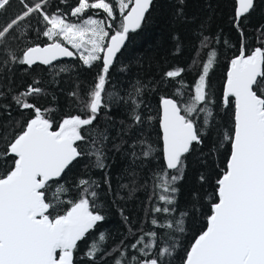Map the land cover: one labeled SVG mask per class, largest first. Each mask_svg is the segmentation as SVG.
Returning <instances> with one entry per match:
<instances>
[{"label":"snow or ice","instance_id":"obj_1","mask_svg":"<svg viewBox=\"0 0 264 264\" xmlns=\"http://www.w3.org/2000/svg\"><path fill=\"white\" fill-rule=\"evenodd\" d=\"M62 2L68 4V0ZM18 3L20 10L10 13L13 0H0V17L5 18L0 24V78L18 65L54 66L59 58L73 56L98 71L91 85L69 93L77 114L60 120L52 110L39 106L38 98L44 94L39 81L23 91H15L11 83L0 86V100L10 98L9 103L0 104V112L9 117L6 125L0 123V264H108L109 259L111 264H175L180 237L187 230L185 218L194 217L198 205L208 209L206 223L184 248L180 264H264V25L257 29L256 47L248 43L243 28L256 8L255 0H234L232 23L239 33V48L230 59L219 98L220 107L230 116L227 124L216 122L210 82V71L218 60L214 45L220 43L219 36L207 34L201 25L197 51L203 49L206 59L191 86L183 79L184 67L170 68L161 75L159 84L171 86L174 92L161 96L159 102L163 164L152 173L153 196L158 202L146 209L151 227L144 230L142 223L133 222L121 209L127 236L112 249L106 246V234L99 231L107 219L99 203L101 182L87 176L67 186L63 178L80 158L87 157L85 169L104 172L102 182L111 190L109 136L97 122L105 110L119 103L129 105L133 124L145 121L139 111L143 101L138 97L148 91L147 84L137 81L126 97L113 95L106 86L110 70L119 63L118 54L130 33L146 23L155 0H77L75 6H68L70 11H49L51 0ZM184 3L177 0V20L187 19ZM41 36L46 42H32ZM25 38L29 44L18 53ZM173 39L180 52V38ZM197 64L193 58L192 66ZM66 71L59 69V73ZM13 106L19 118L12 117ZM214 130L218 139L213 151L225 149L227 158L214 185L200 176L201 184L212 190L193 193L191 211H179L177 183L184 178L187 155ZM113 147L120 151L122 145ZM127 154L134 162L154 158L152 145L144 139L129 144ZM73 187L75 198L70 195ZM127 239L132 242L126 243ZM82 241L87 244L85 259L78 258Z\"/></svg>","mask_w":264,"mask_h":264},{"label":"trees","instance_id":"obj_2","mask_svg":"<svg viewBox=\"0 0 264 264\" xmlns=\"http://www.w3.org/2000/svg\"><path fill=\"white\" fill-rule=\"evenodd\" d=\"M255 2V10L243 25L248 43L252 47L259 46V42L256 40L257 29L264 25V0H255ZM76 4L77 0H68L67 5L62 0H51L48 10L55 11L56 8H60L64 11H70L68 6H75ZM234 5V0H185L183 8L187 19L177 20L175 18L177 0H155L146 23L137 32L130 33L129 40L125 42V46L122 48V54H118L119 63L110 70L111 79L106 87L113 95L118 93L120 97H126L136 86L137 81L147 84L149 86L148 91L142 97H138L143 101L139 111L145 117V121L143 124H133L130 118L131 109L125 103L113 104L110 110H105L99 117L97 126L101 130L106 129L109 136L106 151L108 156L107 172L111 182V190H109L108 185L102 182L104 172L94 167L85 169V165L89 164L87 157L80 158L79 162L63 178L67 186H74L79 178L87 176L101 182L99 203L103 206L107 219L100 226L99 231L104 232L108 237L106 246L109 249L116 247L120 240L127 236V225L121 215V209L130 220L137 224L142 223L144 230L147 231L151 227L146 222L148 219L146 209L152 203L158 202L153 196L155 182L152 179V173L159 170L163 164L157 122L158 102L161 96H170L174 92L171 86L164 87L159 84V81L163 72L170 68L184 67L186 72L183 74V79L191 86L197 77L200 64L206 59L203 49L197 51L201 25L205 26L207 34L221 38L220 43L214 45L218 51V60L210 71L211 92L216 100L214 106L215 112L218 113L216 122L223 126L230 120V116L220 107L219 98L227 63L232 56L238 53L239 48V33L232 23ZM19 10L18 0H13L9 12L15 13ZM102 16L103 13L101 12L100 18ZM71 19L73 22H78L77 18ZM4 20V17H0V24H3ZM174 36L180 38V52H176ZM224 41H228V44L225 45ZM32 42L43 44L46 42V38L41 36L37 40L33 37ZM28 44L29 40L23 39L19 45L18 53ZM193 58L198 61L195 68L192 66ZM53 65L37 64L31 68L24 65L15 66L4 77L0 78L3 80L0 86L7 87L11 83L15 91H23L27 85L39 81V86L44 89V94L38 98L39 106L42 109L52 110V114L57 120L68 114L75 115L77 114L75 101L70 98L69 93L77 87L87 88L91 85L98 69H88L77 56L72 59L61 58L54 61ZM61 68L69 69V71L59 73ZM122 68L125 70L122 71ZM9 102L10 98L0 100V104ZM11 112L13 118H19V110L15 106ZM148 116L156 119L148 121ZM8 119L6 112H0V123L6 125ZM228 126L230 127V124ZM136 139L147 140L152 145L154 158L151 159V162L147 160L144 163L139 160L134 162L132 157L127 154L129 144ZM217 139L214 130L210 136L205 138L203 145L196 146L187 155L184 178L177 183L179 188L177 208L179 211L186 209L191 211L193 193H204L212 190L208 184H201L200 176L208 177L214 185L219 168L223 167L227 153L225 149H221L219 152L213 151ZM124 141L127 143L122 144ZM113 145H122V147L120 151H117ZM0 148H3V144H0ZM137 151L139 152V148ZM122 185L127 187H121ZM70 195L75 198L76 190L74 187ZM149 197H152L151 201ZM67 198L69 197H65V199ZM204 205H207V200L204 201ZM207 214V207L198 205L196 215L185 218L187 230L180 237L181 247L177 249L179 258L175 260V264H180L184 248L188 247L193 238L202 231ZM93 238H95V234L88 238L89 242ZM131 242V239L126 240V243L130 244ZM86 250L87 244L83 241L79 242V259H85L84 252ZM108 264H111L110 259Z\"/></svg>","mask_w":264,"mask_h":264},{"label":"water","instance_id":"obj_3","mask_svg":"<svg viewBox=\"0 0 264 264\" xmlns=\"http://www.w3.org/2000/svg\"><path fill=\"white\" fill-rule=\"evenodd\" d=\"M234 7H235V5H234ZM71 50V49H70ZM238 54V53H237ZM236 55V54H235ZM74 57V56H73ZM73 57H61V58H65V59H72ZM233 57V56H232ZM231 57V58H232ZM61 58H59V59H61ZM229 63H230V61L227 63V68H226V70H225V73H224V80H223V82H222V88H221V94H222V89H223V86H224V82H225V80H226V74H227V71H228V68H229ZM159 102H160V100H159ZM158 102V110H159V108H160V103ZM159 126V125H158ZM159 133H160V130H159ZM160 141H161V153H162V147H163V144H162V140L160 139ZM163 159V158H162ZM205 223H206V221H205ZM203 230V229H202ZM192 242H193V240H192Z\"/></svg>","mask_w":264,"mask_h":264},{"label":"rangeland","instance_id":"obj_4","mask_svg":"<svg viewBox=\"0 0 264 264\" xmlns=\"http://www.w3.org/2000/svg\"><path fill=\"white\" fill-rule=\"evenodd\" d=\"M68 47L71 49V46L70 45H68ZM73 51H75L74 49H72Z\"/></svg>","mask_w":264,"mask_h":264}]
</instances>
